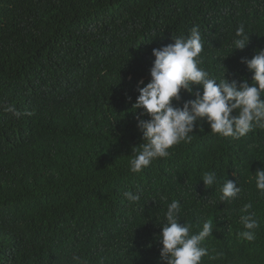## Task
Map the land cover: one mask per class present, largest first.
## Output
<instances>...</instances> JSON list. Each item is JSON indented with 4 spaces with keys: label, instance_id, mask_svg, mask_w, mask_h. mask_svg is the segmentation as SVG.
I'll list each match as a JSON object with an SVG mask.
<instances>
[{
    "label": "trees",
    "instance_id": "trees-1",
    "mask_svg": "<svg viewBox=\"0 0 264 264\" xmlns=\"http://www.w3.org/2000/svg\"><path fill=\"white\" fill-rule=\"evenodd\" d=\"M241 24L253 33L228 54ZM193 26L206 70L251 78L240 58L264 48V0H0V264H75L74 254L81 264H162L156 223L173 199L193 233L214 222L203 246L222 255L201 264H264V194L254 180L264 129L237 140L205 124L168 157L129 169L141 139V110L131 107L150 79L152 49ZM209 171L217 181L205 188ZM225 177L241 189L231 200L220 199ZM126 190L140 200L130 203ZM248 202L253 241L238 235Z\"/></svg>",
    "mask_w": 264,
    "mask_h": 264
},
{
    "label": "clouds",
    "instance_id": "clouds-1",
    "mask_svg": "<svg viewBox=\"0 0 264 264\" xmlns=\"http://www.w3.org/2000/svg\"><path fill=\"white\" fill-rule=\"evenodd\" d=\"M251 33L242 24L237 27L228 45V54L233 49H244ZM172 40V43L152 49L154 60L149 69L150 79L137 89L138 95L131 107L133 112L141 110L135 117L141 139L131 147L133 157L129 161L133 173L141 172L157 158L168 157L172 146L191 142L192 134L204 130L205 124L213 134L237 140L256 129H264V48L256 50L251 58H240V63L251 73L250 79L229 80L224 65L220 64L219 76L203 67L204 45L199 26H193L187 35L172 36ZM182 91L192 98L183 99ZM5 111L17 118L23 115L11 104ZM144 116L147 118H141ZM254 173L255 186L264 194V167L257 168ZM201 180L205 188L210 187L217 181L216 173L205 172ZM220 191L221 200H231L241 189L225 177ZM123 196L130 203L140 200L138 193L128 190ZM252 207L248 202L240 210L243 230L238 235L247 241L256 238L255 230L259 227L249 211ZM180 215L181 204L173 199L167 204L163 220L156 223L160 226L159 259L162 264H201L202 257L209 256V249L203 242L212 236L214 222L211 219L203 221L199 231L193 233L192 224L181 223ZM221 255L217 252L209 258ZM72 260L81 264L80 257L75 254Z\"/></svg>",
    "mask_w": 264,
    "mask_h": 264
}]
</instances>
